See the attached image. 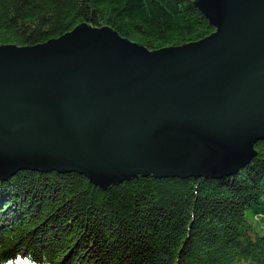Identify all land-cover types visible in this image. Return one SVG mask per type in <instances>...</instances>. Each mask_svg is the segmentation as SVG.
Masks as SVG:
<instances>
[{"label":"water","instance_id":"water-1","mask_svg":"<svg viewBox=\"0 0 264 264\" xmlns=\"http://www.w3.org/2000/svg\"><path fill=\"white\" fill-rule=\"evenodd\" d=\"M214 31L148 49L78 23L0 44V180L76 172L101 188L137 176L221 178L264 139V0H190Z\"/></svg>","mask_w":264,"mask_h":264},{"label":"trees","instance_id":"trees-1","mask_svg":"<svg viewBox=\"0 0 264 264\" xmlns=\"http://www.w3.org/2000/svg\"><path fill=\"white\" fill-rule=\"evenodd\" d=\"M82 21L148 49L214 31L190 0H0V44ZM221 178L137 176L101 188L76 172L0 180V264H264V139Z\"/></svg>","mask_w":264,"mask_h":264}]
</instances>
